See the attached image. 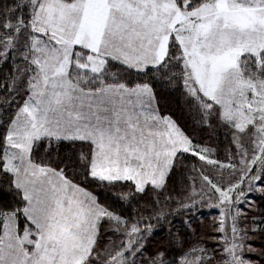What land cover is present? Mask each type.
<instances>
[{
  "label": "snow or ice",
  "instance_id": "obj_1",
  "mask_svg": "<svg viewBox=\"0 0 264 264\" xmlns=\"http://www.w3.org/2000/svg\"><path fill=\"white\" fill-rule=\"evenodd\" d=\"M0 264H264V0H0Z\"/></svg>",
  "mask_w": 264,
  "mask_h": 264
},
{
  "label": "trees",
  "instance_id": "obj_2",
  "mask_svg": "<svg viewBox=\"0 0 264 264\" xmlns=\"http://www.w3.org/2000/svg\"><path fill=\"white\" fill-rule=\"evenodd\" d=\"M172 113L173 118L177 121L178 124L183 128V130L190 134L191 136L194 137L196 141H203L204 145L206 143H209L210 145L217 146V142L219 140L223 139L222 135H217L215 133H212L211 130H204L201 128V126L198 124V122L194 119L193 115L189 113L187 108H182L179 105H176L175 103L172 104ZM223 150L222 147L219 150V152ZM191 161L186 160L185 164H190ZM178 171L180 169L178 168ZM179 179V177H178ZM172 223H174L176 228H180V220L182 219L181 217H172ZM200 219V217H198ZM155 224V221H153ZM172 226L171 223L169 224H160V225H155V230L160 233L159 236L155 237V240L153 241L152 247L155 248L157 247L162 241L163 238L167 236L168 234V229Z\"/></svg>",
  "mask_w": 264,
  "mask_h": 264
},
{
  "label": "rangeland",
  "instance_id": "obj_3",
  "mask_svg": "<svg viewBox=\"0 0 264 264\" xmlns=\"http://www.w3.org/2000/svg\"><path fill=\"white\" fill-rule=\"evenodd\" d=\"M204 146H206V147H210V148H213V149H215L216 147L215 146H213V145H210L209 143H206ZM213 158H219L221 161H223V159H224V157H223V150H221L220 152H218L217 154H215L214 156H213ZM213 216H217V218H218V215L215 213V212H213ZM209 220L208 219H204L203 220V225L204 226H207L208 224H209ZM257 246H259V245H257Z\"/></svg>",
  "mask_w": 264,
  "mask_h": 264
}]
</instances>
